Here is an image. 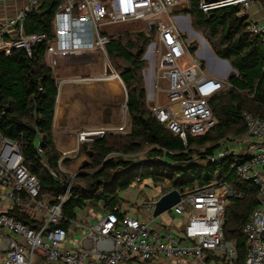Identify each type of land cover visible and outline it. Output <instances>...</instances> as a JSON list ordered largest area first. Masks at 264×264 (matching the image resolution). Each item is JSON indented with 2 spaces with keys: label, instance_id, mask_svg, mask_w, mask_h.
Returning <instances> with one entry per match:
<instances>
[{
  "label": "built area",
  "instance_id": "obj_1",
  "mask_svg": "<svg viewBox=\"0 0 264 264\" xmlns=\"http://www.w3.org/2000/svg\"><path fill=\"white\" fill-rule=\"evenodd\" d=\"M183 1L63 0L52 20L53 37L46 53L102 54L103 77L120 78L107 53L112 38L109 29L117 24L142 23V31L152 40L146 55L154 71L155 94L168 98L164 105H150V110L161 125L187 145L189 137L203 136L216 126L210 101L233 88L229 78L235 72L224 64L222 70L220 66L208 67V71H220L222 77L210 75L199 51L196 49L193 54L192 37L203 39L194 31L189 15H176ZM252 1L255 0L207 4L202 0L199 10L208 17L215 9L240 6V17L247 19L250 34L264 36V25L248 14ZM41 3L42 0H30L16 17L0 24V56L9 57L17 49L31 56L36 46L47 40L44 34L28 36L24 32L27 15ZM195 54L200 61L194 58ZM187 57L188 64H184ZM243 122L244 137L234 139L229 146H219L206 162L220 164L232 158L231 169L240 181L258 188L260 205L243 229L244 264H264V118L245 113ZM111 133V129H97L79 134L76 154H62L58 163L60 171L71 180L68 184L57 180L63 192L56 197L42 194L41 183L25 167L18 144L0 133V264H239L236 243L226 238L224 225L230 198L242 194L233 183L224 180L194 190L171 189L178 190L182 198L169 213L186 218L177 232L153 217L155 204L162 196L148 198L141 205L155 227L139 217H121L115 211H106L102 204L100 215L94 210L83 214L82 209L76 219L65 216L64 204L81 171L73 167L69 170L64 162L83 158V162L91 163L87 155H80L81 147ZM37 153L44 157L41 145L37 146ZM49 171L58 178L52 169ZM95 205L89 201L86 207ZM64 222L68 227H59Z\"/></svg>",
  "mask_w": 264,
  "mask_h": 264
},
{
  "label": "trees",
  "instance_id": "obj_2",
  "mask_svg": "<svg viewBox=\"0 0 264 264\" xmlns=\"http://www.w3.org/2000/svg\"><path fill=\"white\" fill-rule=\"evenodd\" d=\"M219 1L205 0L207 4ZM201 2L191 0L194 26L205 32L204 36L216 56L230 61L237 72L230 78L233 88L210 101L216 126L203 136L189 137L185 145L161 125L147 103L142 74L147 63L142 58L152 40L142 30L134 40L122 35L111 38L107 53L128 90L132 132L127 136L109 134L94 144L81 147L80 155H87L91 163L74 178L71 195L63 211L67 218L76 219L78 212L91 200L122 217L126 215L121 212L125 200L120 194L138 179L169 181L172 188L178 189H188L198 182L188 190L224 180L233 183L242 194L241 197L230 198L224 230L226 238L236 243L239 264H244L246 239L243 229L260 205L258 188L253 183L240 181L231 169L232 158L220 164L207 163L206 160L219 148L218 144H211L220 142L229 132L235 131L234 136L246 133L245 113L264 118V36L250 34L247 19L240 17V6L221 7L211 11L207 17L199 10ZM60 3L61 0H42L41 5L27 15L25 35L47 36L31 56L23 49L14 50L9 57L0 56V133L18 144L25 167L41 183L42 194L55 197L63 192L57 180L66 184L71 180L58 166L62 153L55 147L52 135L58 89L54 74L45 62L47 45L53 37L52 20ZM196 49L193 47V54ZM38 145H41L43 158L37 153ZM146 147L150 150L143 163L124 158ZM199 148L204 149L203 152ZM115 153L119 155H113ZM76 161L64 163L71 170ZM49 169L58 178H54ZM59 227L67 228L68 223L64 222Z\"/></svg>",
  "mask_w": 264,
  "mask_h": 264
},
{
  "label": "crops",
  "instance_id": "obj_3",
  "mask_svg": "<svg viewBox=\"0 0 264 264\" xmlns=\"http://www.w3.org/2000/svg\"><path fill=\"white\" fill-rule=\"evenodd\" d=\"M29 1L0 0V24L16 17L20 10L28 6ZM249 16L264 25V10L262 12L261 6L258 7L255 4L250 10ZM103 58L102 54L90 52L52 55L45 53V62L54 74L58 89L52 135L55 147L62 154H76L79 148L78 136L82 131L111 129L114 131L111 134L115 136H127L132 132V122L128 111L127 87L121 76L120 78L103 77ZM210 59L215 63L214 66H210L214 69L225 64L235 71L229 63L223 62L222 64L219 61H214L213 58ZM210 72L222 77L220 71ZM144 76L149 107L152 104H166L165 96L155 94L154 71L151 70L148 74L144 72ZM90 79L92 80L88 81ZM162 98L164 101H162ZM127 156L130 155H126L124 158ZM86 164L90 165V163L83 162V158H81V160L76 161L73 169L81 171L82 166ZM127 192L128 190L120 194L123 200L127 199ZM164 193H160L158 196H162ZM136 210H138V213H136ZM121 212L139 217L155 227V223L145 214L141 206L136 209H125L124 211L121 208ZM131 212L133 213L131 214ZM101 213H103L102 210L98 214ZM161 221L167 224L172 231L177 232L181 230L186 218L172 216L168 221L162 218L158 220V223Z\"/></svg>",
  "mask_w": 264,
  "mask_h": 264
},
{
  "label": "rangeland",
  "instance_id": "obj_4",
  "mask_svg": "<svg viewBox=\"0 0 264 264\" xmlns=\"http://www.w3.org/2000/svg\"><path fill=\"white\" fill-rule=\"evenodd\" d=\"M260 0H255V1H252L249 3V6H250V10L253 8V6L255 4H257V6H261V10L263 12L264 10V0H262L261 2H259ZM253 4V5H252ZM192 9L191 7V0H184L182 4H179L177 9H176V15L177 16H186L187 18H191V23H192V27L194 29V31H196L201 37L203 40H199L196 39V35L194 37H192V43H193V46L197 48V52L199 51L198 53V56L201 58L203 57L206 62H204L205 64V69L207 71L208 74L210 75H213L212 72L208 71V67L210 66H214L215 63L210 59V57L208 56V52H207V48H206V45L205 43L208 44L204 34L205 32L202 31V30H199L197 29L195 26H194V19L192 18V15L190 13V10ZM250 10L248 11V14L250 12ZM189 15V16H188ZM143 29V24L142 23H127V24H117V25H114L112 26L110 29H109V33H111L112 35V38H117L119 37L120 35H122L123 37L125 36H128L129 39L131 40H134V38H136V34H138L139 31H141ZM185 36L187 38H189V34H185ZM209 46V44H208ZM210 47V46H209ZM197 54H195L194 58L195 59H198L200 61V59L198 58ZM110 59V58H109ZM144 61H146V68L142 71V74L144 76V72L145 74H148L149 71L152 70V66H151V61L148 57V55L145 54L144 58H142ZM188 57L186 58V60L184 61V64H188ZM110 62L112 64V66L114 68H116L115 64L113 63V61L110 59ZM228 63L231 65V62L228 61ZM224 68V66H223ZM117 71V70H116ZM148 72V73H146ZM232 72V71H231ZM145 78V76H144ZM146 80V79H145ZM165 96V101L168 100L167 96L166 95H163ZM162 101H164V99L162 98ZM234 133L235 131L233 132H229L223 140H221L220 142H217V143H214V144H211V145H219L220 148H223V147H226V146H229V144H231V142L234 140V139H239V138H243V136H234ZM114 143L118 144L119 142H115L113 141ZM150 148L146 147L144 148L143 150L139 151V152H136L134 154H129L130 156H127L126 159L128 161H131V162H135V163H138V162H144L147 160L148 158V152H149ZM200 152H203L204 149L202 148H199L198 149ZM197 152V153H200V152ZM238 152L242 153L243 151L238 149L237 150ZM195 184H198V182H196ZM193 184V185H195ZM193 185H190L188 187V189H190L191 187H193ZM172 189V185L169 181H160V182H153L152 180H134V182L132 183L131 187L128 189V192L126 193V196H127V199L122 203L121 205V208L122 210L124 211L125 209H136L137 207H140L142 205V203L147 200L148 198H155V197H158V195L161 193H164V192H167L168 190H171ZM187 189V190H188ZM90 202H93L91 200H89ZM87 201V202H89ZM95 211V213H99L100 210H101V206L100 204H96L94 208H91L90 206L88 207H85L82 211L85 212V213H91L92 211ZM133 212H131L132 214ZM136 213H138V210H136ZM100 217V216H98ZM165 219V220H169L170 218H172V215L167 212L165 214H163L160 218H158V220H161V219ZM80 236H77L76 238H79ZM210 264H214L212 261H209Z\"/></svg>",
  "mask_w": 264,
  "mask_h": 264
},
{
  "label": "water",
  "instance_id": "obj_5",
  "mask_svg": "<svg viewBox=\"0 0 264 264\" xmlns=\"http://www.w3.org/2000/svg\"><path fill=\"white\" fill-rule=\"evenodd\" d=\"M205 45H206V48H207L209 55L214 59V61L228 63L227 60H221L220 58H218L215 55V53L209 48L207 43H205ZM230 69H231V67L229 66V70ZM234 72L235 73L233 75H237V72L236 71H234ZM87 167H88L87 164L82 166L81 173H83V170ZM181 198H182L181 194L176 189H173L170 192H167L166 194L162 195V197L155 204V208L153 211V217L154 218H160L163 214L171 211L173 209V207H175L177 204H179L181 202Z\"/></svg>",
  "mask_w": 264,
  "mask_h": 264
},
{
  "label": "bare ground",
  "instance_id": "obj_6",
  "mask_svg": "<svg viewBox=\"0 0 264 264\" xmlns=\"http://www.w3.org/2000/svg\"><path fill=\"white\" fill-rule=\"evenodd\" d=\"M223 69V65L220 66L219 70H222Z\"/></svg>",
  "mask_w": 264,
  "mask_h": 264
}]
</instances>
